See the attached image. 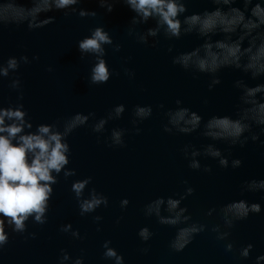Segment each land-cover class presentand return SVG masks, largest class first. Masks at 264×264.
I'll list each match as a JSON object with an SVG mask.
<instances>
[{
  "label": "water",
  "instance_id": "obj_1",
  "mask_svg": "<svg viewBox=\"0 0 264 264\" xmlns=\"http://www.w3.org/2000/svg\"><path fill=\"white\" fill-rule=\"evenodd\" d=\"M77 7L95 10L97 16L80 18L74 13L65 17L63 12H49L45 15L55 16V22L40 29L29 31L26 24L0 27V59L6 61L10 56L27 55L31 60L39 56L38 61L22 64L17 73L24 93L21 102L28 111L32 130L35 131L36 125L50 124L76 113L92 112L98 120L118 104H124L126 111L121 119L109 121L103 134L94 133L86 125L68 137L71 162L67 167L75 169L77 174L65 180L61 173L59 183L53 185L48 222L34 224L30 218L27 232L23 235L12 233L9 243L0 251V264H59L61 249L73 259L83 255L84 264H113L103 259L102 245L106 240L123 255L124 264H255L256 257L264 255V192L241 195V185L246 180L264 179V144H261L264 134L255 143L249 141L243 148L239 145L231 148L229 159H241L240 168H221L216 160L200 157L202 166L212 168L210 173H205L188 167L181 151L184 145L202 148L215 143L225 155H228L229 145L204 138L200 134L203 124L190 135L169 134L163 130L167 123L164 113L176 107L177 99L183 102L182 106L201 115L204 122L213 115H232L239 95L233 83L247 78L239 71L224 69L220 73L221 83L209 91L210 77L197 74L194 78L192 72L172 63L173 56L203 43L195 34L179 40H166L161 36L159 43L152 47L151 39L144 45L128 35L129 22L135 13L125 4L116 3L112 12L100 8L97 0H85ZM213 7L210 0H189L187 14ZM98 26H103L114 43L122 47L114 52L111 46H105L104 58L113 75L105 84L93 85L89 76L94 57L81 59L78 41ZM152 26L154 21L138 29L144 31ZM169 47L172 52L168 51ZM49 67L53 69L51 72L47 70ZM125 68L134 72L135 77L130 79ZM9 82L10 78L0 80V105L4 107L17 103V93L9 89ZM248 82L250 85L256 83ZM160 104L164 105L163 109L158 107ZM135 105L153 108L152 116L138 125L142 130L138 135L131 123ZM93 122L90 119L89 125ZM113 128L129 130L124 137V147H109L105 142ZM89 176L92 177L89 188L94 187L107 196L109 205L81 216L71 185ZM188 186L195 191L182 206L188 208L192 222L206 224L208 228L196 235L183 251L174 252L169 244L177 228L161 225L154 216L146 217L143 210L157 197L182 194ZM125 198L130 203L126 209H121L120 201ZM240 199L260 203L261 213L238 221L229 240H217L211 227L222 223L219 209ZM210 208H216L217 212L207 216ZM95 215L103 217L99 225L93 221ZM120 217L123 219L117 223ZM68 223L85 239L75 240L70 234L61 232V225ZM145 226L154 233L147 243L137 235ZM31 232L36 233V238L25 239ZM228 242H233L236 248L252 244L250 257L242 260L238 253L226 252ZM144 248H148L147 253L141 251Z\"/></svg>",
  "mask_w": 264,
  "mask_h": 264
},
{
  "label": "clouds",
  "instance_id": "obj_2",
  "mask_svg": "<svg viewBox=\"0 0 264 264\" xmlns=\"http://www.w3.org/2000/svg\"><path fill=\"white\" fill-rule=\"evenodd\" d=\"M82 3L85 0H27L26 3L21 0H2L0 27L26 24L29 31L40 29L55 22V16L45 15L49 12H63L65 17L74 13L80 18L97 16L95 10L77 7ZM97 3L107 12H112L116 3H123L134 12L127 33L140 44L148 45L151 39V46L155 47L161 36L166 40H179L183 36L195 34L203 43L191 51L173 56L172 63L192 72L194 78L197 74L210 77L209 91L221 83L222 70L233 69L243 73L247 79L242 77L233 83L239 95L232 115H213L204 122L201 115L182 106L183 102L177 99L176 107L164 113L167 123L163 126L166 133L190 135L200 130L203 124L200 134L204 138L229 145L228 155L215 143H208L202 148L192 144L184 145L181 151L190 169L205 173L212 171L210 166H202L200 157L216 160L221 168H240L243 164L241 159H229L231 148L237 145L243 148L249 141L255 143L264 134V0H210L214 6L211 10L192 14H187L189 0H97ZM150 21H154V26L144 31L138 29V26ZM215 37L220 38L214 39ZM106 45L111 46L114 52H119L122 47L121 44L114 43L103 26L95 27L90 35L78 41L80 58L92 56L95 60L90 71V84H105L113 75L104 58L107 54ZM168 51L172 52V47ZM38 60V55L31 60L27 55L10 56L6 61L0 59V80L10 78L8 87L17 93L16 104L7 107L0 105V251L9 243L12 233L23 235L27 232L30 218L34 224H46L50 201L54 195L53 185L59 183L61 173L65 180L77 174L75 169L67 167L71 162L68 137L76 129L86 125L94 133L103 134L109 121L121 119L126 111L124 104H118L98 120L92 112L87 115L76 113L50 124L36 125L33 131L28 111L21 102L24 93L17 73L22 64ZM47 70L51 72L53 69L49 67ZM124 72L130 79L135 77V73L127 68ZM249 80L256 83L250 85ZM207 102L205 99L204 103ZM158 107L163 109L164 105L160 104ZM152 114L151 105L133 107L131 123L137 135L142 131L138 125ZM90 119L94 122L89 125ZM128 131L126 128H113L105 142L109 147H124V137ZM91 182L92 177L89 176L77 179L71 185L81 216L109 205L107 196L94 187L89 188ZM184 183L187 185V181ZM194 191V188L188 186L182 194L157 197L147 203L143 210L146 217L154 216L161 225L177 228L176 235L169 244L174 252L183 251L196 235L208 228L206 224L192 222L188 208L182 206L183 201L193 195ZM257 192H264V179H251L242 183L241 195ZM129 203L127 198L122 199L121 209H126ZM261 211L260 203L246 199L232 201L219 209L218 215L222 223L214 224L211 231L216 234L217 240L227 241L238 221L260 214ZM216 212V208H210L206 215L212 216ZM102 219L100 215L93 216L97 225ZM120 219L123 217L118 218L117 223ZM99 230L97 227V231ZM60 231L70 234L75 240L85 239L79 230L73 229L71 223L61 225ZM137 235L142 242L147 243L154 233L145 226ZM29 237L35 239L36 233H28L25 239ZM111 243L110 240L104 241L103 259L112 261L113 264H124L123 255L111 247ZM252 249V244L239 248L233 242L225 245L226 252L238 253L242 260L250 257ZM141 251L147 253L148 248ZM69 261L71 264H84V256L73 259L65 249H61L59 264H67ZM262 261L264 255H259L255 264H261Z\"/></svg>",
  "mask_w": 264,
  "mask_h": 264
}]
</instances>
